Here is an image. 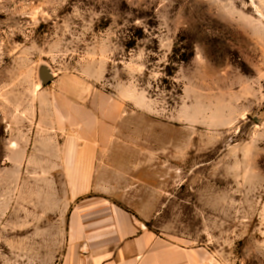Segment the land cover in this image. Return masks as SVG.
<instances>
[{
    "label": "rangeland",
    "instance_id": "obj_1",
    "mask_svg": "<svg viewBox=\"0 0 264 264\" xmlns=\"http://www.w3.org/2000/svg\"><path fill=\"white\" fill-rule=\"evenodd\" d=\"M99 91L126 104L104 196L223 264H264V0H0V264L62 263L68 93Z\"/></svg>",
    "mask_w": 264,
    "mask_h": 264
},
{
    "label": "crops",
    "instance_id": "obj_2",
    "mask_svg": "<svg viewBox=\"0 0 264 264\" xmlns=\"http://www.w3.org/2000/svg\"><path fill=\"white\" fill-rule=\"evenodd\" d=\"M68 95V126L78 134L64 140L61 172H54L63 176L69 209L61 264H223L209 248L170 240L104 196L94 178L101 155L110 151L114 132L126 121V104L103 91L86 98L88 107L73 102L72 92Z\"/></svg>",
    "mask_w": 264,
    "mask_h": 264
},
{
    "label": "water",
    "instance_id": "obj_3",
    "mask_svg": "<svg viewBox=\"0 0 264 264\" xmlns=\"http://www.w3.org/2000/svg\"><path fill=\"white\" fill-rule=\"evenodd\" d=\"M42 87L49 86L54 81V75L50 69L43 67L39 72Z\"/></svg>",
    "mask_w": 264,
    "mask_h": 264
}]
</instances>
